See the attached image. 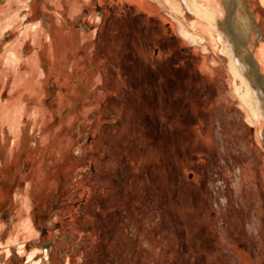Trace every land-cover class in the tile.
Segmentation results:
<instances>
[{
	"label": "rangeland",
	"instance_id": "1",
	"mask_svg": "<svg viewBox=\"0 0 264 264\" xmlns=\"http://www.w3.org/2000/svg\"><path fill=\"white\" fill-rule=\"evenodd\" d=\"M17 1L0 0V264H264V119L216 32L165 0ZM244 1L264 74V0Z\"/></svg>",
	"mask_w": 264,
	"mask_h": 264
},
{
	"label": "bare ground",
	"instance_id": "2",
	"mask_svg": "<svg viewBox=\"0 0 264 264\" xmlns=\"http://www.w3.org/2000/svg\"><path fill=\"white\" fill-rule=\"evenodd\" d=\"M15 1L19 2L17 0ZM165 1L170 4L172 8H175L179 12H181V14H185L184 11H188L194 14L198 19L205 21L209 25V27H211L213 31L216 32L218 40L222 46L221 51L222 53L226 54V56L230 60V70L233 73L234 77L238 80V82H235V85L240 100L244 105H246L253 117L257 119H264V77L261 76V74L263 73L260 71V67L254 54L250 52L248 47L244 50L241 47L245 40L251 39V35L253 33L261 34V30L258 28V24L255 23L256 21L254 20L252 13L248 10L249 8L244 4H242V7L239 6L238 3L232 5L230 4V2L235 3L242 0H226L228 9L230 7L229 5L234 6L235 9L231 7L234 15L228 17L227 19H223L221 18V16H223V13L220 14V11L214 9L216 7L219 8V6H215L213 0H208L210 1L209 4L208 2H199V0H182L183 4L185 5V9H183V7L179 3L176 4L174 0ZM223 2H225V0H223ZM137 3L140 5H144V2H142V0H137ZM211 3L214 7H211ZM238 11L242 12L243 17L239 15ZM241 19L244 21H241ZM55 22L57 23L56 19ZM55 22L53 23L55 24ZM63 25L64 24H60V26L59 24L58 26L55 25L54 32L58 46H62L65 44V42L63 41H65L64 38L66 36L62 37L61 35L62 33H64ZM72 37L69 38V42ZM12 57L16 59L17 56L13 54ZM20 113L21 108L18 110V113L15 116L7 115L6 120L9 122V124H11L10 126H15L14 124L17 123V117ZM18 149L19 148L15 145L14 148L10 150L9 154L13 153V155L15 154L16 156L19 151Z\"/></svg>",
	"mask_w": 264,
	"mask_h": 264
},
{
	"label": "flooded vegetation",
	"instance_id": "3",
	"mask_svg": "<svg viewBox=\"0 0 264 264\" xmlns=\"http://www.w3.org/2000/svg\"><path fill=\"white\" fill-rule=\"evenodd\" d=\"M123 3H126V2H123ZM120 4H122V3H120ZM133 6L135 7V9H136V11L138 10L139 11V9H138V7L136 6V5H134L133 4ZM143 11V10H142ZM146 15H150V13H148V12H146V11H143Z\"/></svg>",
	"mask_w": 264,
	"mask_h": 264
},
{
	"label": "crops",
	"instance_id": "4",
	"mask_svg": "<svg viewBox=\"0 0 264 264\" xmlns=\"http://www.w3.org/2000/svg\"><path fill=\"white\" fill-rule=\"evenodd\" d=\"M239 3V2H238ZM242 4H244V5H246L247 6V4L245 3V1L244 2H242Z\"/></svg>",
	"mask_w": 264,
	"mask_h": 264
},
{
	"label": "water",
	"instance_id": "5",
	"mask_svg": "<svg viewBox=\"0 0 264 264\" xmlns=\"http://www.w3.org/2000/svg\"><path fill=\"white\" fill-rule=\"evenodd\" d=\"M259 75H260V73H259ZM261 76L264 77V74H261Z\"/></svg>",
	"mask_w": 264,
	"mask_h": 264
}]
</instances>
